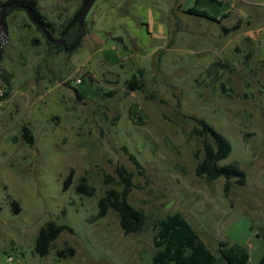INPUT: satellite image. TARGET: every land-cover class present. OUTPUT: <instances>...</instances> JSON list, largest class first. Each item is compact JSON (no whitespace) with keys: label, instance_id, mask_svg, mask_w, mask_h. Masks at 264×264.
<instances>
[{"label":"rangeland","instance_id":"rangeland-1","mask_svg":"<svg viewBox=\"0 0 264 264\" xmlns=\"http://www.w3.org/2000/svg\"><path fill=\"white\" fill-rule=\"evenodd\" d=\"M82 3L37 0L55 38H64ZM192 6L218 20L189 13ZM6 19L0 264H154L155 224L175 212L220 259L223 241L246 246L247 264L258 263L264 253L258 235L264 230V0H96L79 46L58 53L49 52L25 10L13 9ZM70 33L72 41L79 32ZM133 75L142 90L128 88ZM192 117L230 140L221 163L237 162L245 185L233 179L226 194L224 177L196 174L203 153ZM122 165L134 174L128 201L147 216L138 233L126 234L115 210L98 216L108 188L104 174L117 176ZM82 178L94 194L78 191ZM48 221L66 228L41 256L35 243ZM68 247L75 253L61 258L58 251Z\"/></svg>","mask_w":264,"mask_h":264},{"label":"trees","instance_id":"trees-1","mask_svg":"<svg viewBox=\"0 0 264 264\" xmlns=\"http://www.w3.org/2000/svg\"><path fill=\"white\" fill-rule=\"evenodd\" d=\"M89 1L90 0H83L81 7L75 15L68 20L62 31V36L66 40L68 47H71L81 34L82 28L79 20ZM16 3L33 7L37 16L43 21L52 34L54 31L53 24L45 19L38 8L37 0H0V14L4 4L10 5ZM12 11L13 9L9 8L6 14L9 15ZM188 12L218 20L216 16L209 14L205 9H199L197 6L189 7ZM224 16L225 15H223V17ZM37 28L43 33L38 26ZM75 28H77L79 33L74 40L69 41L68 37L71 35L70 32ZM44 37L49 46V52L55 51L58 53L66 50L63 46L50 42L45 35ZM79 42L71 50H75L79 46ZM1 47L2 42L0 40V48ZM218 66H221V64L216 63L213 67ZM127 86L131 90H142L144 84L137 75H133L127 82ZM77 95L79 97L83 96L79 91ZM192 118L196 122L193 133L200 138L202 143L201 151L203 153V157L196 167V174L209 181L224 177V189L226 194H228L231 189V180L233 179H235L239 185H245L246 173L237 162L221 163L231 153L232 146L230 140L224 134L217 131L206 119L197 117ZM28 132L30 134V130H28ZM29 139L31 142L33 141L32 135L29 136ZM116 173L117 176L109 173L104 174V184L107 185L108 188L106 194L98 201V216L103 217L109 210H115L119 214L120 225L124 232L126 234L138 233L145 227L147 216L128 201V196L135 186L133 180L134 174L124 165L118 166L116 168ZM71 180L72 174L66 180L65 187L69 186ZM77 189L79 192L88 195H92L95 192L94 186L87 183V178H82V182L78 185ZM13 209L15 212L21 211V206L17 200H13ZM65 228V226L58 225L54 221H48L38 233L35 243V252L41 256L47 255L53 248L55 240ZM155 230L156 232L153 238L156 248L153 254L154 264H247L250 259V253L246 246L238 243L229 244L223 241L220 242V259L201 240L191 223L180 212H175L158 220L155 224ZM258 235L264 238V230H260ZM74 253L75 250L73 247L58 251V255L61 258L67 254L73 255ZM222 260L224 262H222ZM257 264H264V253Z\"/></svg>","mask_w":264,"mask_h":264},{"label":"water","instance_id":"water-1","mask_svg":"<svg viewBox=\"0 0 264 264\" xmlns=\"http://www.w3.org/2000/svg\"><path fill=\"white\" fill-rule=\"evenodd\" d=\"M96 0H90L89 3L86 5V7L84 8L79 23L80 26L83 28V22L84 19L86 17V14L88 13L89 9L92 7L93 3ZM24 9L27 14L29 15L30 19L43 31L44 35L47 37V39L52 42V43H57L61 46H63L66 50H71L73 49L79 42L80 38L82 37L83 33H84V28L82 33L79 35V37L75 40V42L73 43V45L71 47L67 46V43L65 41L64 38H55L48 30V28L45 26V24L43 23V21L37 16L35 10L33 7H31L30 5H26V4H20V3H16V4H4L2 6L1 9V14H0V31L1 28L3 27L5 29V31L7 32L8 26H7V9ZM2 52L3 49L2 47L0 48V59L2 57Z\"/></svg>","mask_w":264,"mask_h":264},{"label":"built area","instance_id":"built-area-1","mask_svg":"<svg viewBox=\"0 0 264 264\" xmlns=\"http://www.w3.org/2000/svg\"><path fill=\"white\" fill-rule=\"evenodd\" d=\"M78 82H81V79H78Z\"/></svg>","mask_w":264,"mask_h":264},{"label":"flooded vegetation","instance_id":"flooded-vegetation-1","mask_svg":"<svg viewBox=\"0 0 264 264\" xmlns=\"http://www.w3.org/2000/svg\"><path fill=\"white\" fill-rule=\"evenodd\" d=\"M81 28H82V27H81ZM78 37H79V36H78ZM78 37H77V38H78ZM65 41H66V40H65ZM66 43H67V42H66ZM67 46H68V45H67Z\"/></svg>","mask_w":264,"mask_h":264}]
</instances>
